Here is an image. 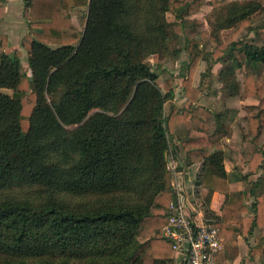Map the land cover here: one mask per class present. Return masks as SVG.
Wrapping results in <instances>:
<instances>
[{
	"label": "trees",
	"instance_id": "16d2710c",
	"mask_svg": "<svg viewBox=\"0 0 264 264\" xmlns=\"http://www.w3.org/2000/svg\"><path fill=\"white\" fill-rule=\"evenodd\" d=\"M25 3L30 33L9 56L0 0V89L13 92H0V264H144L145 255L155 264L173 261L177 255L163 229L178 196L167 167L175 140L187 139L185 167L204 163L198 186L227 196L221 218L207 199L204 217L191 215L196 225H213L233 244L264 230V178L248 191H232L221 144L232 135L222 115L198 105L205 89L195 86L198 69L209 58L207 88L222 62L219 80L231 97L238 95L237 73L244 71L240 99L258 101L243 107L247 135L257 147L248 168L251 175L264 171V78L258 72L264 44L235 41L251 28L253 15L264 13L262 0H234L212 11L214 34L232 30L225 43L208 34L187 43L183 108L174 103V79L161 89L146 60L158 64L164 58L171 32L182 35L183 22L199 13L205 0ZM84 6L89 11L81 33L65 12ZM256 36L264 43V26ZM208 39L216 42L213 51L204 47ZM23 52L31 77L20 70ZM23 189L29 192L19 193ZM250 202L253 215L242 219ZM263 252L264 237H257L251 254Z\"/></svg>",
	"mask_w": 264,
	"mask_h": 264
},
{
	"label": "crops",
	"instance_id": "0c3cea01",
	"mask_svg": "<svg viewBox=\"0 0 264 264\" xmlns=\"http://www.w3.org/2000/svg\"><path fill=\"white\" fill-rule=\"evenodd\" d=\"M1 1L5 7V16L1 23V32L4 35H6L9 39L8 49L5 50L4 53L9 56H12L15 53V51L21 49V43L23 38L30 33V22L27 21L26 18L24 17V10L26 6L25 0H1ZM205 1L206 3L201 9V11L189 17L188 19H186V21L195 22L197 24H200L203 18H206L207 21V17L212 13L214 9V5L210 4L212 0H205ZM262 1L264 2V0ZM88 11H89L88 7L84 6L78 9L66 11L65 17L69 18L72 21V23L75 26H77L80 32L82 33L87 25ZM263 18H264V13L262 12L253 15L251 28L257 27L258 26L257 22H259V20H262ZM246 29H250V28H246ZM246 29H244L243 31H245ZM33 30L36 32L41 31L40 28H33ZM253 34H255L254 36L256 37V33ZM256 38L261 43L255 42L251 44L262 46L264 43L260 39H258V37ZM177 52L173 53L174 57H176L175 59L176 64H178V66L179 64L184 65L186 62L185 60L189 59V55L186 52H182V53H180L179 51ZM20 63L21 65L27 64V67L24 71L21 70V65H20V70L23 73H27V75L31 77L32 74L28 66V56L25 52H23V55L20 57ZM260 66H264V65L261 64L258 65V71ZM223 67L224 64L222 62L215 65L213 70L215 74L214 86L211 88H207L206 85L204 87L205 91L202 92L200 96V102L198 105L207 108L213 113L214 111L216 112L223 111L222 107L221 108L217 107V109H215L216 99L214 97L212 98V96L216 94L219 95V98H221L222 101H224V103H226L227 107L224 108L225 111L228 110L229 112H231V114H236L240 112L239 114L240 116L245 112L244 115H242L244 116L243 118L245 121L242 125L244 128L242 138H240L237 135V132L239 130L238 125H236V123H232V124L230 123V125H228L226 117L223 116V123L226 127L225 129L227 132H229L232 135L231 137H225L221 143L222 151L224 152L225 155L224 165L227 171L230 187L233 192L238 193V192L250 190L252 185L255 182H257V180L260 177L264 178V171L260 170L258 174L251 175L248 168V164L252 159L253 154L256 152L257 147L252 143V139L247 135L248 118L246 119V117H248V114L243 108L244 105L245 106L257 105L258 101L254 99H247L245 101H242L240 99V96L244 92V81H245V78L243 77L241 79L240 76H238V82L240 85V91L238 95L235 98L231 96L229 97L226 96V94L221 91L222 84L219 80V75ZM204 68L205 65L204 63H202L195 77V86L200 87L201 84L199 83H200L201 75L205 70ZM176 77L179 78V80L178 82L176 81L175 83L177 90V99L174 101V103L177 104L180 108H183L187 99L182 98V92H181L182 79L179 77V74H176ZM0 92L4 94H8L10 96L13 95V92L10 90L0 89ZM222 103L219 104V106H221ZM215 128H216V124L214 121L212 124V132H214ZM184 141H187V139L175 140L174 143L171 145V149L169 151L171 156L177 158L181 164L179 169L181 176L179 179L180 180L183 179V180L181 182L179 180L180 189L178 192L179 194L178 200H181L180 196H183L184 197L183 203L186 208V211L191 215L196 214L199 218H203L204 212L202 207L206 202V200L208 199L210 210L217 217L221 218L223 215L222 212L223 207L227 202V196L219 192H211L210 190L202 186H198L197 180L202 173L204 163L195 164L190 167L184 166L185 151L182 144ZM263 143L264 140L262 135L261 144ZM243 158L246 159L243 160ZM251 205L252 202H250L249 204L250 206L249 212L243 214L242 219L253 215V210L251 208ZM257 237H264L263 229H256L252 237L239 236L235 244L227 242L226 238L222 237L224 239V248L223 251L218 256V264H263L262 259L264 257V252L257 256L251 254V248L252 246L255 245ZM144 264H155V260L150 255H145ZM167 264H180V259L178 257H175L173 261Z\"/></svg>",
	"mask_w": 264,
	"mask_h": 264
},
{
	"label": "rangeland",
	"instance_id": "374dc122",
	"mask_svg": "<svg viewBox=\"0 0 264 264\" xmlns=\"http://www.w3.org/2000/svg\"><path fill=\"white\" fill-rule=\"evenodd\" d=\"M231 1H233V0H212L210 2V4L214 5V9H217V8L222 7V6H224V4L229 3ZM211 14L207 17V21H206V18H203L201 20L200 24L185 20L183 22L184 32H183L182 35H178L177 36V35H174L173 32H171L172 33V38L168 42V53L164 56V58L158 64L154 63L153 58H149V59L146 60V62L150 65L152 70L159 75L157 84L161 87V89H164V81L166 79L172 78V79H174V81L176 83V81L178 82V80H179V78L176 77V74H179V77L181 79H183V77L186 75V65L189 62V59L185 60L186 62H185L184 65L179 64V66H178V64H176V61H175L176 57H174L173 53H176L177 51H179L180 53L185 52L187 43L190 42V41H193L195 39H200L203 34H208L211 37L214 35V36H216L217 43H225V41L227 40L229 35L232 33V30H227V31H220L218 34H214L213 28L211 27L212 26L211 23L213 21L210 18ZM167 19L170 22H174L175 21V18L173 16H171V15H168ZM257 25L258 26L255 27V28L246 29L245 31L241 32L239 34V36L236 38L235 41L244 42V43H255V42L256 43H261V42H259V40H257V38H256L257 36L255 37L254 36L255 34H253V33H256V29L258 27H263L264 26V18L262 20H259V22H257ZM186 30H187V32H186ZM205 43L206 44L204 45V47H206V49L208 51H213L215 49V46H213L214 44H212V43H216V42L212 41V39H208ZM208 57H210V56H208ZM209 62H210V58L207 59L205 62H202L205 65V68H204L205 72L203 71V73L201 75L200 83H199V84H201L200 86L202 88H204L206 86L207 69H208ZM26 67H27V64L21 65V70L24 71L26 69ZM258 72H259V77L260 78L261 77L264 78V66H260ZM237 76H240L241 79L243 77L245 78L244 71L243 70H239L238 73H237ZM213 86H214V83H213ZM221 91L223 93H225L223 91V89H221ZM225 94H226V96L229 97V95L227 93H225ZM213 97L216 99V103H215L216 107H215V109H217V107H220V108L222 107L223 108V111H220V112L219 111H217V112L214 111V114L216 116L217 115L225 116L228 125H230V123L231 124L232 123H236V125H238V127H239L237 135L240 138H242V134L244 132V128H243L242 125L245 122L244 118H243L244 116H242V115H244L245 112L241 116L239 115L240 112L236 113V114H231V112H229L228 110L225 111L224 108L227 107V105H226V103H224V101H222L221 98H219V95L214 94L212 96V98ZM221 103H222V105L219 106V104H221ZM171 104H172V102H168L165 105L166 116L170 112ZM246 119H247V117H246ZM69 130L71 131V130H73V128H69ZM263 140H264V134H263ZM171 157L172 156H171V154L169 152L168 155H167V167H168L169 162L172 159ZM245 159L246 158H243V160H245ZM182 180L183 179H181L180 182ZM248 188H249V185H248ZM32 190H36V189L31 188V191ZM28 192H29V189L19 190V193H21V194L28 193ZM262 262L264 263V257L262 259Z\"/></svg>",
	"mask_w": 264,
	"mask_h": 264
},
{
	"label": "built area",
	"instance_id": "2783aa9c",
	"mask_svg": "<svg viewBox=\"0 0 264 264\" xmlns=\"http://www.w3.org/2000/svg\"><path fill=\"white\" fill-rule=\"evenodd\" d=\"M171 158L168 169L173 175V189L178 194L181 164L177 158ZM180 197L163 229L164 237L172 245L180 264H218V256L224 248L220 230L207 223L196 225L195 219L186 211L184 197Z\"/></svg>",
	"mask_w": 264,
	"mask_h": 264
},
{
	"label": "water",
	"instance_id": "95a60500",
	"mask_svg": "<svg viewBox=\"0 0 264 264\" xmlns=\"http://www.w3.org/2000/svg\"><path fill=\"white\" fill-rule=\"evenodd\" d=\"M18 66H19V63L17 62V67H18ZM173 202H174V205H177V203H178V198H177L176 195L173 197Z\"/></svg>",
	"mask_w": 264,
	"mask_h": 264
}]
</instances>
